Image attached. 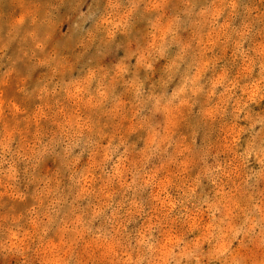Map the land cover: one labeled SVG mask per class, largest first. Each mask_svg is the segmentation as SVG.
<instances>
[{
  "label": "clouds",
  "instance_id": "1",
  "mask_svg": "<svg viewBox=\"0 0 264 264\" xmlns=\"http://www.w3.org/2000/svg\"><path fill=\"white\" fill-rule=\"evenodd\" d=\"M7 2L0 264H264V0Z\"/></svg>",
  "mask_w": 264,
  "mask_h": 264
},
{
  "label": "rangeland",
  "instance_id": "2",
  "mask_svg": "<svg viewBox=\"0 0 264 264\" xmlns=\"http://www.w3.org/2000/svg\"><path fill=\"white\" fill-rule=\"evenodd\" d=\"M89 2L90 0H84V3L81 5L80 8V11L85 12V17H80L78 12L73 11V3L71 2H66L65 5L59 10V17L62 21V25L60 28V32L63 33V35L61 36L62 41L67 42L69 45L73 44L77 36L80 34V32L83 30H87L91 26L92 21L90 19H86ZM0 7L3 8L5 13L11 11V5L7 2V0H4V3L0 5ZM236 23H239V20H237ZM142 30H143V24L140 23L137 25V31L138 33L142 34ZM6 33H7V27L6 25H3L2 27H0V38H6ZM186 35L187 33H185V36ZM245 46L247 47V45ZM18 49H19L18 42H13L12 45L9 47L5 56L3 58H0V72L6 70L11 63V60L16 59V57L20 55ZM161 63H163V61H161ZM16 67L20 72L25 71V63L23 61H17ZM40 71H43V69L38 70L37 73L33 74V81L39 75ZM7 94L9 96L13 95L14 87L10 86L7 89ZM155 119L161 120L162 117L157 116L155 117ZM140 136H142V134L133 135L129 138L130 142H136L137 148L142 146V140L140 139ZM197 142L199 143V137ZM49 166H52L51 162H49ZM252 166L253 167L256 166L254 162ZM4 167H7V165H5ZM204 191L209 193V195H211V191H212L211 185L206 186ZM83 203L86 202H82V204ZM7 206L8 205L6 203L5 209L7 208ZM97 223H99V221ZM137 223H139V221H137ZM129 227L133 228L135 227V225H129ZM49 235L51 236L52 233H49Z\"/></svg>",
  "mask_w": 264,
  "mask_h": 264
}]
</instances>
